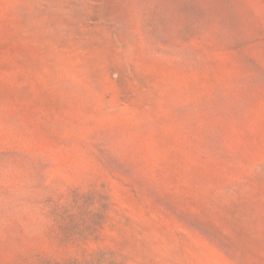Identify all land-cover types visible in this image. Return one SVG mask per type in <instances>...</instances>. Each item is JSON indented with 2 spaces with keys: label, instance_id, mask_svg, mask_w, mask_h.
<instances>
[{
  "label": "rangeland",
  "instance_id": "obj_1",
  "mask_svg": "<svg viewBox=\"0 0 264 264\" xmlns=\"http://www.w3.org/2000/svg\"><path fill=\"white\" fill-rule=\"evenodd\" d=\"M0 264H264V0H0Z\"/></svg>",
  "mask_w": 264,
  "mask_h": 264
}]
</instances>
